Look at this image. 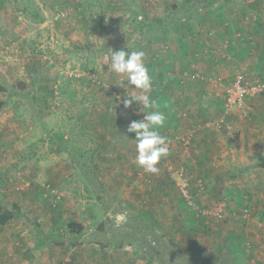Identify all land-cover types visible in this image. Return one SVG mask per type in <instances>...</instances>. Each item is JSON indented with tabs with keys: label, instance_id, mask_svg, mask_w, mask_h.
<instances>
[{
	"label": "crops",
	"instance_id": "1",
	"mask_svg": "<svg viewBox=\"0 0 264 264\" xmlns=\"http://www.w3.org/2000/svg\"><path fill=\"white\" fill-rule=\"evenodd\" d=\"M135 2L141 3L138 10H125L117 17L113 13H110L111 17L107 14L106 29L101 31L97 39L99 45L106 50V60L102 62L106 64V73L111 49L126 50L127 47L129 52L136 50L144 53L148 52L147 49H151L152 60L148 61L144 57L146 67L154 71L150 74L152 83H156L152 87L154 91L149 95L157 102L159 110L166 114L165 125L159 129V132L164 131L163 136L169 135L174 138L169 160L185 167L192 184L196 180L203 181L207 195L197 189L195 183L193 184V191L204 195L199 197V200H210V195L220 192L227 196L224 201L228 203L229 208H236L235 204L238 206L239 202H242L241 194H245V204L248 208H251L256 215L258 211L260 215H264V168L260 166L264 161V99L255 98L247 101L248 117L242 120V124H238V120L242 118L240 113L235 111L224 127L215 129L207 125L221 114L220 101L214 94L215 89L206 82L200 81L199 75H193L191 66L188 68L195 54L200 53V58H197L195 63L203 77L221 76L226 81H230L236 71L242 70L248 73L252 81L264 79V0H136ZM199 5L202 8L196 13L193 8ZM206 8L209 9L208 12H205ZM118 22H121L120 25ZM224 22H228L229 25L225 26ZM207 33L212 36L208 37ZM238 33L241 34V39L236 37ZM72 38H74L73 34ZM97 61L100 62V59ZM28 67L29 64H25V68ZM112 73L113 76L116 75V83L122 87L121 81L126 79V76L113 71ZM108 80L110 81V77L106 76V81ZM124 84L127 86L123 87L124 89L129 91L134 89V86L129 85L127 81H124ZM55 94L59 96V93L55 92ZM30 95L34 97V94ZM131 95L136 96L138 92ZM99 98L101 103L102 99L100 96ZM103 98L105 99L104 96ZM104 106L89 111L88 120L83 124L93 137L86 139L80 147L86 160L91 149L90 153H94L97 148L98 151L105 152L102 172L95 176L102 180L99 181L101 184L106 183L109 193L120 194L124 184H127L126 179L129 177L127 172L131 171V163L137 165V154L134 155L133 160L128 158L131 154L127 155L131 151H136V142L130 140L135 134L127 132L128 125L132 122L130 113L111 100L106 101V108ZM116 107L122 108L123 120H120L119 114L116 119ZM67 112L70 111H64ZM81 121L75 118L73 122L81 123ZM75 125L71 123L72 128ZM64 134L59 130L53 134L57 141L53 146L55 149L61 146L64 150L66 146ZM184 139H187L186 142ZM64 151L58 154L56 150L55 155L38 158L44 166L49 160L61 163L65 160L72 161L74 170L72 169L71 173L78 172L75 166L81 158L77 156V147ZM127 158L129 165L124 164ZM166 163L168 161L157 165L158 173H151L154 179L153 191L147 193L149 196L145 198L146 200L138 201L139 209L142 208L146 214L143 220L129 219L122 223V217L117 215L113 221L122 225L124 233L122 232L119 238L115 237L112 240L107 238V242L115 245L112 247H109L110 244L107 245L104 257H98V253L94 252L98 258L94 261L98 264H113V261L118 264H195L194 261L198 259V264H203L202 258H204L205 264H264V218L254 217L250 221L239 218L233 222L229 221L227 228L233 230V233L228 231L224 234L219 233V229L215 228L214 235L205 234L202 227L185 232L189 223L179 221L173 210L178 199L177 191L174 188L172 194L168 195V191L164 189L165 183L159 179L165 176ZM109 165L115 166L114 170L116 172L119 170V173L113 172ZM54 177L59 178L60 174L56 173ZM122 177L125 182H119V178ZM105 185L102 184L104 187ZM81 187L83 188L84 185ZM156 195L170 204L162 209L157 208V202H154ZM132 204V207L138 205ZM141 214L139 212V215ZM191 219L192 217H189L190 221ZM106 222L111 224V218ZM78 224L81 225L82 230L77 236L84 232L83 224ZM136 224L140 231L132 233L131 225L137 226ZM179 225L184 227L181 228ZM148 229L150 234H146ZM15 230L16 234H12L10 238L0 237V245L5 242L7 246L4 251H0V264H56V261L62 259L56 247L47 248V244L38 242V237L34 241L25 239V242L29 243V251L26 253L17 249L18 238L22 237L23 233L17 235L20 227H16ZM180 230L185 233L183 238L175 234V231ZM159 232H162L164 237H159ZM165 235L174 238L177 243L188 245L189 250H177L171 245L164 248L157 247L158 244H163V240L169 241ZM227 237L230 239L227 240ZM149 244L152 247H149ZM122 246L126 249L123 250ZM115 248L122 250L117 253ZM79 254L85 264H90L88 258L93 253L87 252V259L84 257L85 251ZM208 254H211L212 259H209Z\"/></svg>",
	"mask_w": 264,
	"mask_h": 264
},
{
	"label": "rangeland",
	"instance_id": "2",
	"mask_svg": "<svg viewBox=\"0 0 264 264\" xmlns=\"http://www.w3.org/2000/svg\"><path fill=\"white\" fill-rule=\"evenodd\" d=\"M135 1L0 0V213L12 212L14 214L13 219L8 221L10 225L6 226L8 224L6 223L0 226V237L10 238L12 234H16V227H20L17 235L23 233V236L18 238L19 246L16 248L23 250L24 253L29 251V243L25 242V239L34 241L38 237V242H44L49 249L56 247L60 252L62 259L56 261V264H82V262L85 264L79 254L82 251L86 252L85 259L88 258L87 252L93 253L88 258L89 263L98 264L94 261L98 259L94 252L98 253V257H104L106 247L109 244V247L115 245V243L107 242V238L110 240L115 237L119 238L122 232L124 233L122 225L114 222L113 219L119 215L123 219L121 222L124 223L129 219L130 221L143 220L146 215L142 208L139 209L138 201L146 200L145 198L149 196L147 193L153 191L152 174L131 163V171L127 172L129 175L126 179L127 184H124L121 193H109L106 183L103 182L105 187L102 186L99 182L102 180L95 176L102 172L105 152L102 153L97 148L94 153H90L91 149L86 160L80 147L86 139L93 137L86 131V125L83 124L88 120L89 111L98 110L104 105L106 108V101L110 100L124 108L122 103H118L120 98H114L108 91H116L124 96L130 91L116 83V75L113 76L112 71L106 73V64H102L106 60V50L99 45L97 39L101 31L106 29L107 14L111 17L110 13H113L117 17L125 10H138L141 3ZM196 8L193 10L197 13L202 7L199 5ZM206 10L205 12L209 11L207 8ZM120 23L118 22V25ZM224 25L229 24L224 22ZM239 35L241 34H236V37L241 39ZM207 36L212 35L207 33ZM147 51L144 57L148 61L152 60L153 51L151 49ZM200 55V53L195 54L192 59L194 62L191 61L188 68L191 66L192 74L199 75L198 79L204 82L201 79L203 74L198 72L195 63ZM98 59L100 62L97 61ZM27 63L29 67L25 68ZM148 69L149 74L154 72L150 70V67ZM241 71H236L234 75ZM106 76L110 77V81H106ZM258 80L264 84L263 78ZM247 81H254V79L253 81L249 79L248 73ZM11 84H14L16 91L8 89L4 93L1 90V85ZM155 84L152 83V87ZM152 87L150 92L154 91ZM54 91L59 93V96ZM31 93L34 97L30 95ZM11 94L14 95L13 99H10ZM99 96L102 99L101 103ZM255 98L264 99V92L247 99L246 103ZM246 103L244 109L247 114H241L242 119L238 120V124H242V120L248 117V103L247 105ZM137 106H139L138 103ZM84 109H87L85 110L87 112ZM116 109V119L119 114L120 120H123L122 108L116 107ZM66 110L70 112L64 113ZM125 111L131 114L132 121L139 120V116L132 113L130 109H125ZM130 116L127 115L129 118ZM75 118L81 119V123L73 122ZM217 119L211 120L210 123L213 124ZM71 123L76 124L74 128L71 127ZM212 127L217 129L214 125ZM57 130L65 133L64 150H73V147H77V156L81 158L75 166L78 172L71 173L74 165L68 160L62 163L49 160L45 166L40 163L38 157L55 155L56 150L58 154L65 152L61 146L57 149L53 147L57 142L53 134ZM159 133L163 136L164 131ZM167 136L169 135L163 137ZM130 154L128 158L133 160L137 153L136 151L127 153V155ZM169 156L170 154L162 157L157 165L168 161L165 166L167 169L165 176L159 179L165 183L164 189L168 191V195H171L176 187L170 179L169 171H173L175 167L184 169L185 167L174 161L171 162ZM128 158L124 163L126 165L130 164ZM109 167L116 172L115 166L109 165ZM118 171L116 174L119 173ZM110 172L112 174V171ZM56 173H59L61 178L54 177ZM188 177L190 192L198 205L210 208L217 203H223L227 213L221 219L196 218L187 210L177 192L178 199L173 210L180 219L179 221L189 223L185 232L202 227L205 234L214 235L215 228L219 229V233L224 234L227 231L233 233V230L227 228L229 221L233 222L239 218L244 221H250L254 217L264 218L263 214L260 215V211L256 215L251 208H248L245 204V194H241L242 202H239L238 206L235 204L236 208H229L228 203L224 201L227 196L220 192L210 195V200H199V197L204 195L196 194L193 191V184L195 183L196 186L200 181L202 186L199 190L204 193L206 190L204 183L196 180L192 184L191 177L189 175ZM122 181H124L123 177L119 178V182ZM82 184L86 187L85 189L81 187ZM47 186L49 189L56 190L61 196L60 200L55 199V207L50 204L55 198L52 197L54 195L46 194ZM149 198L152 199V197ZM154 202H157L156 207L161 209L170 204L158 198L157 195L154 197ZM132 203L138 205L132 207ZM139 212L142 214L139 215ZM146 213L149 215L148 212ZM189 217H192V221ZM109 218H111V224L106 222ZM69 223H82L84 232L77 236L67 228ZM136 225H131L132 233L135 231L139 233V226ZM179 226L184 227V225ZM146 234H150L149 229ZM175 234L182 238L185 236L181 230L175 231ZM158 236L164 237V234L159 232ZM167 239L169 240L167 242L162 239L163 244H158L157 247L164 248L171 245L177 250H189L188 245L177 243L174 238L167 237ZM6 247V243H2L0 251H4ZM149 247L152 246L149 244ZM121 248L126 249L124 246ZM121 248H115L116 252L119 253ZM211 254H208L209 259H212ZM202 260L205 264V259L202 258ZM194 263L198 264V259ZM113 264L118 263L113 261Z\"/></svg>",
	"mask_w": 264,
	"mask_h": 264
},
{
	"label": "clouds",
	"instance_id": "3",
	"mask_svg": "<svg viewBox=\"0 0 264 264\" xmlns=\"http://www.w3.org/2000/svg\"><path fill=\"white\" fill-rule=\"evenodd\" d=\"M145 53L143 51H131L120 49L109 54V69L116 74L126 76L121 81L122 87H127L124 81L134 86L130 92H126V97L119 99L118 103H123L125 109L129 108L133 102H137L142 107L140 111L145 115L143 119L132 121L127 128L128 133H134L133 139L136 142V164L147 173H158L157 164L162 157L169 154L167 140L161 136L159 129L165 125L166 114L159 110L157 102L149 95L152 87V80L149 69L144 63ZM107 71V72H108ZM138 92L136 96L131 93ZM150 110V111H145Z\"/></svg>",
	"mask_w": 264,
	"mask_h": 264
},
{
	"label": "built area",
	"instance_id": "4",
	"mask_svg": "<svg viewBox=\"0 0 264 264\" xmlns=\"http://www.w3.org/2000/svg\"><path fill=\"white\" fill-rule=\"evenodd\" d=\"M240 36L241 35H239V37ZM201 79L215 88L214 94L220 101V117L213 124L207 123V125L216 126L217 129H221L222 127H224L235 111L239 112L240 115L247 114V111H245L244 109L246 100L264 92V84L258 79L254 80L253 82H248L247 74L243 71L237 72L228 82L224 78L219 76H207L203 78L201 77ZM108 92L116 99H122L126 97L124 95H120V93L116 91L110 90ZM141 107V105L137 106V102H133L132 105L127 109H130L132 113L138 115L139 120H141L145 115L140 111ZM165 138L167 140L168 149H170L174 138L171 136H167ZM187 139H184V142H186ZM169 176L171 181L174 183L177 192L184 201L187 210L191 212L196 218L203 217L206 219H221L226 215V207L223 203H217L213 207L207 208L200 206L195 202V199L190 192V180L184 168L175 167L173 171H169ZM197 186L201 189L202 183L198 181ZM46 194L50 196L54 195L52 197L55 198L50 202V204L51 206L55 207V199L60 200V194L58 195V192L56 190H53L51 188L49 189L48 186Z\"/></svg>",
	"mask_w": 264,
	"mask_h": 264
},
{
	"label": "trees",
	"instance_id": "5",
	"mask_svg": "<svg viewBox=\"0 0 264 264\" xmlns=\"http://www.w3.org/2000/svg\"><path fill=\"white\" fill-rule=\"evenodd\" d=\"M8 89H14V91L17 90L14 87V84L4 85V86L1 85V90L4 91V93H6ZM18 90H22V89H18ZM18 92L20 93L21 91H18ZM54 93H55V91H54ZM13 98H14V95L11 94L10 99H13ZM260 166L262 168H264V161H262L260 163ZM12 216H13L12 212H6V213L1 212L0 213V226L5 225L10 219H12ZM67 228H69L72 232H74L76 234H78L82 230L81 225H79L77 223H69L67 225Z\"/></svg>",
	"mask_w": 264,
	"mask_h": 264
}]
</instances>
